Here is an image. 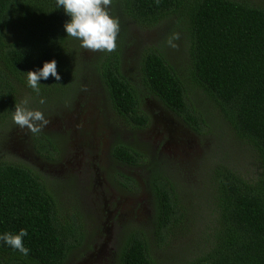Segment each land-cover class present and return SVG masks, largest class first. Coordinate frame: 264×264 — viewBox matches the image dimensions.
Wrapping results in <instances>:
<instances>
[{
  "label": "trees",
  "instance_id": "obj_1",
  "mask_svg": "<svg viewBox=\"0 0 264 264\" xmlns=\"http://www.w3.org/2000/svg\"><path fill=\"white\" fill-rule=\"evenodd\" d=\"M141 26H154L179 12L188 19L191 38L189 74L211 100L233 138L245 145L250 161L243 167L223 159L209 174L211 220L198 243L200 255L181 264H264V7L247 0H112ZM70 17L57 0H0V118L15 105L14 82L25 84L27 72L57 61L67 40ZM101 78L112 109L140 129L148 117L141 110V91L197 129L195 107L187 104L181 78L158 50L144 52L140 84L126 78L113 57L101 65ZM63 71L65 73H63ZM54 77L40 84L55 82ZM118 161L135 165L139 154L123 146ZM248 170L247 166L252 162ZM155 194L156 232L179 225L177 197L162 177L150 181ZM178 214V215H177ZM26 229L24 256L0 240V264H62L78 244L76 229L61 224L55 202L29 169L0 162V235ZM121 264H158L144 234L131 233Z\"/></svg>",
  "mask_w": 264,
  "mask_h": 264
},
{
  "label": "rangeland",
  "instance_id": "obj_2",
  "mask_svg": "<svg viewBox=\"0 0 264 264\" xmlns=\"http://www.w3.org/2000/svg\"><path fill=\"white\" fill-rule=\"evenodd\" d=\"M247 1L264 7V0ZM109 11L120 25L115 51L92 52L67 37L60 51L67 74L60 81L40 84L39 95L27 77L24 85L14 82L15 105L27 99L24 106L40 110L48 124L37 134L20 128L12 119L14 105L8 117L0 118V162L31 170L54 199L60 223L76 229L78 244L62 264H121L122 247L133 232L145 235L158 264L190 262L200 255L197 245L211 220V169L224 158L239 167L251 159L189 74L188 19L176 12L147 27L116 4ZM149 49L162 53L181 78L187 104L196 109L197 129L144 90L140 105L148 117L145 127H132L112 109L101 65L113 57L121 73L140 84L142 56ZM118 146L137 152V164L115 159ZM252 165L256 163L247 169ZM154 176L172 184L182 214L179 225L158 233L150 184Z\"/></svg>",
  "mask_w": 264,
  "mask_h": 264
},
{
  "label": "clouds",
  "instance_id": "obj_3",
  "mask_svg": "<svg viewBox=\"0 0 264 264\" xmlns=\"http://www.w3.org/2000/svg\"><path fill=\"white\" fill-rule=\"evenodd\" d=\"M159 4V0H156ZM112 0H57V7L63 8L70 17V21L64 24L68 37L81 41V47L92 52L111 53L116 49V40L120 30L119 19L110 14ZM178 39V35L174 37ZM171 39L169 43L171 44ZM175 46V45H173ZM27 74L28 86L38 95L41 79L47 80L50 76L60 81L61 76L57 72V61L45 62L42 69L29 71ZM45 101L40 100L43 104ZM21 104L15 105L13 121L20 128H27L33 134H37L48 124L44 114L40 110H32ZM28 235L26 229H21L18 234L4 233L0 240L14 250H18L24 256L29 254V249L24 246L23 238Z\"/></svg>",
  "mask_w": 264,
  "mask_h": 264
}]
</instances>
